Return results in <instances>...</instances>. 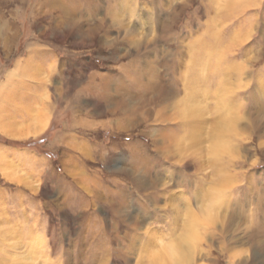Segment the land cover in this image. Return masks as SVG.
<instances>
[{"label":"rangeland","instance_id":"rangeland-1","mask_svg":"<svg viewBox=\"0 0 264 264\" xmlns=\"http://www.w3.org/2000/svg\"><path fill=\"white\" fill-rule=\"evenodd\" d=\"M10 75L56 173L0 174V264H264V0H0Z\"/></svg>","mask_w":264,"mask_h":264},{"label":"crops","instance_id":"crops-1","mask_svg":"<svg viewBox=\"0 0 264 264\" xmlns=\"http://www.w3.org/2000/svg\"><path fill=\"white\" fill-rule=\"evenodd\" d=\"M46 89L42 83L33 84L11 75L0 80V174L11 182H25L27 186L30 179L48 181L56 173L48 155L38 150L42 146L39 139L55 123L58 106ZM29 142L35 143L22 145ZM88 145L83 143V147Z\"/></svg>","mask_w":264,"mask_h":264},{"label":"clouds","instance_id":"clouds-1","mask_svg":"<svg viewBox=\"0 0 264 264\" xmlns=\"http://www.w3.org/2000/svg\"><path fill=\"white\" fill-rule=\"evenodd\" d=\"M179 236V231L162 234L156 240L154 247L146 254L143 264H175L170 253L173 247L179 244ZM136 264H141V262L137 261Z\"/></svg>","mask_w":264,"mask_h":264},{"label":"bare ground","instance_id":"bare-ground-1","mask_svg":"<svg viewBox=\"0 0 264 264\" xmlns=\"http://www.w3.org/2000/svg\"><path fill=\"white\" fill-rule=\"evenodd\" d=\"M162 88V90H161V92L163 93V95L164 96H170V95H172L170 92L169 93H167V94H164V93H166L165 91H166V89H164V87H161ZM160 89V88H159ZM158 89V90H159ZM157 91V90H156ZM154 92V91H153ZM160 91L158 92V94H160L161 93ZM194 94H196V93H194ZM158 96V95H157ZM195 96V95H194ZM121 106V105H120ZM124 107V106H123ZM195 109V108H194ZM130 113V112H129ZM127 116V115H126ZM123 118V117H122ZM128 120V119H127ZM117 122V121H116ZM128 122H130V121H128ZM122 124L121 123H119V128H120V126H121ZM198 125V124H197ZM197 125H195V131H198V127H197ZM193 135V134H192ZM91 147V146H90Z\"/></svg>","mask_w":264,"mask_h":264},{"label":"trees","instance_id":"trees-1","mask_svg":"<svg viewBox=\"0 0 264 264\" xmlns=\"http://www.w3.org/2000/svg\"><path fill=\"white\" fill-rule=\"evenodd\" d=\"M44 140L43 139H40L38 142L39 143H42ZM35 142H29L28 145H34Z\"/></svg>","mask_w":264,"mask_h":264}]
</instances>
